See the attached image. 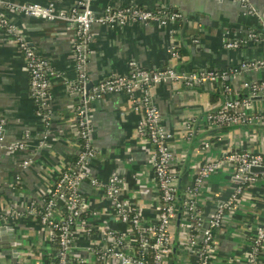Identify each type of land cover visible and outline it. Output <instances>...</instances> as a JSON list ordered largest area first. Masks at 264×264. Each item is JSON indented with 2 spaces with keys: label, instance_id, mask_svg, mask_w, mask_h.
Returning <instances> with one entry per match:
<instances>
[{
  "label": "built area",
  "instance_id": "1",
  "mask_svg": "<svg viewBox=\"0 0 264 264\" xmlns=\"http://www.w3.org/2000/svg\"><path fill=\"white\" fill-rule=\"evenodd\" d=\"M95 1L77 0L68 11H59L54 4L0 0V28L19 45L24 55L36 113L46 124L50 120L53 103L49 64L23 37L18 26L8 19L7 11L50 22L67 23L76 31L75 71L77 81L82 85L75 86L73 92L76 90L83 95L86 94L85 85L90 80L87 73L88 47L93 41L94 26L158 23L170 27V37L178 40L180 32L175 26L187 19L183 11L166 7L148 9L134 5H107L104 11L97 12ZM233 1L238 3L245 16L255 17L260 28L238 37H234L230 30H225L221 39L223 47L236 50L264 41L261 38L264 33V15L258 11L254 1ZM193 42L199 45L201 38L194 37ZM168 51L174 61L179 58L180 64L185 62L178 45H170ZM130 66L129 74H114L96 82L92 89L94 94L83 101L79 99L77 105L72 106L78 128L74 161H68L62 167L45 195L32 197L24 209L12 207L8 215L32 218L48 231V264H167L174 252L176 220L180 208L179 176L184 166L176 153L174 142L179 139L190 147L194 137L209 130L241 126L239 129L201 136L193 153L200 154L202 160L194 167L192 181L185 184L183 190L177 247L188 252L195 251L197 264H214L217 232L240 198L246 195L247 187L257 182L260 174L264 173L251 171L255 166L264 167V150H238L233 147L219 158L204 159H207V153L214 148L216 141L230 138L233 131L264 127V114L250 111L252 101H255L252 97L264 94V79L243 81L242 86L248 91V96L244 98L230 97L233 86L224 83L225 78L232 74L239 77L242 70H264V58H252L242 62L239 67L222 72L202 68L188 73L178 69L177 64L149 69L140 67L135 61ZM164 83H182L188 88H195L197 84H215L223 87L222 97L225 99L216 109L207 111L201 117L188 116L179 129L172 130L167 127L165 116L155 101V89ZM111 93L129 96L133 111L138 115L136 136L149 146L150 157L149 164L144 165L141 172H132L130 177L116 172L103 179L92 171L94 162H100L103 158L94 146L95 124L89 103ZM46 130L39 137L40 148L49 145V132ZM30 136V132L24 133L22 139L10 145V150L14 153L26 150ZM5 138L6 121L0 118V142H4ZM31 163V157L25 158L19 166L20 171L27 169ZM225 165L231 166L233 189L227 198L205 213L202 187L212 174ZM147 170L152 171L149 185L155 195L157 212L151 220L146 219L138 198L143 183L142 173ZM20 179L18 175L17 181ZM42 246L44 244L40 241L37 247ZM263 258L264 220L255 229L246 264H263Z\"/></svg>",
  "mask_w": 264,
  "mask_h": 264
},
{
  "label": "crops",
  "instance_id": "2",
  "mask_svg": "<svg viewBox=\"0 0 264 264\" xmlns=\"http://www.w3.org/2000/svg\"><path fill=\"white\" fill-rule=\"evenodd\" d=\"M18 2H39L54 4L59 11H68L77 0H16ZM258 11L264 15V0H253ZM107 5L139 6L148 9L166 7L183 11L186 22L175 28L180 32L178 41L183 53L189 55L185 62L175 60L178 69L188 73L202 68L231 69L243 61L252 58H264V43L253 44L241 49L229 50L221 43L222 34L230 30L232 34H245L259 29L254 18L245 16L242 8L233 0H96L94 8L104 11ZM15 23L23 37L34 47L37 53L47 60L51 73V92L53 94L52 111L48 126L40 118L31 96L29 75L25 59L19 45L8 33L0 28V118L6 121V138L0 142V232L4 229L9 247L0 241V264H48V231L36 220L25 216H12L8 212L12 207L24 209L32 197L45 195L62 167L75 157L78 128L72 106L79 98L73 96L75 82L77 42L76 31L67 23L50 22L28 17L18 13L6 12ZM170 27L158 23H129L125 26H101L93 28V41L88 47L87 71L93 81L98 83L111 75H124L131 72L130 63L135 61L144 68H164L171 55L168 47L176 44L169 35ZM191 36V41L186 42ZM200 37L199 45L193 38ZM177 45V44H176ZM179 45V43H178ZM200 47V48H198ZM182 52V51H181ZM184 61V60H183ZM179 63V64H178ZM232 98L248 96L243 81L264 79V70H242L241 75L232 74ZM212 86L188 88L180 83H164L155 89V101L162 110L168 128L179 129L189 116L201 117L202 114L219 106L220 99L213 104ZM247 93V94H246ZM223 103V102H222ZM250 111L264 114V100L252 101ZM94 119V146L102 154V160H96L93 173L106 179L114 173L130 177L132 172H141L148 165L150 153L145 141L136 136L138 115L128 95L111 93L102 96L91 105ZM47 129V130H46ZM49 132V145L39 147V137ZM30 132L28 147L14 153L10 145L22 139ZM217 134V133H215ZM214 135V133H212ZM231 137L216 141L214 148L206 158L216 159L228 149L264 150V127L235 130ZM179 159L185 164L190 147L182 140L174 142ZM189 162L184 176L185 184H190L195 166L202 160L195 154ZM31 157L32 163L20 171L21 162ZM181 167V166H180ZM180 167L178 170H180ZM184 167V166H183ZM231 166L216 171L202 187L201 198L209 213L216 204L227 198L234 185ZM183 169V168H182ZM194 169V170H193ZM264 173L254 184L247 187L236 207L230 211L217 232L214 264H246L255 229L264 220ZM21 179L17 181V176ZM142 187L138 196L146 219H154V192L149 185L152 171L142 173ZM144 186V187H143ZM137 188V187H136ZM7 214V215H6ZM0 235H2L0 233ZM181 238V237H180ZM42 241L44 246L38 248ZM44 250V251H43ZM195 251L178 248L167 264H197ZM264 264V258H263Z\"/></svg>",
  "mask_w": 264,
  "mask_h": 264
},
{
  "label": "water",
  "instance_id": "3",
  "mask_svg": "<svg viewBox=\"0 0 264 264\" xmlns=\"http://www.w3.org/2000/svg\"><path fill=\"white\" fill-rule=\"evenodd\" d=\"M261 38L264 40V33L261 34ZM200 48V47H198ZM88 75H89V71H87ZM94 84H96L92 77H90V80L86 83V94L83 95V94H80L78 91H75L72 93L74 94L73 96L75 97H78L81 101L84 100V98H88L90 95L94 94L92 89H93V86ZM82 83L81 82H78L77 81V78H75V82L73 84H71L69 90L71 92V90L75 87V86H81ZM196 87L200 88L201 85L200 84H197ZM252 100H255V101H263L264 100V94H259L257 96H254L252 97ZM93 103L90 102L89 105L91 106ZM241 128V126H233V127H220V128H216V129H213L212 131L209 130L208 133H205L201 136H206L207 134H210V133H213V132H224V131H230V130H234V129H239ZM201 136H196L193 138L192 142H191V145H190V150H189V153H188V156L186 158V161H185V164H184V167L181 171V174L179 176V187H178V202L180 204V208H179V211H178V217H177V220H176V227H177V230H176V236H175V241H174V252L177 250V246L179 244V236H178V233H179V227H180V223H181V213H182V205H183V190H184V186H185V181H184V176L186 174V172L188 171V168H189V162L193 156V150L195 148V145L196 143L198 142V140L201 138ZM251 171L252 172H264V167H259V166H255V167H252L251 168ZM4 232V229L2 228L1 229V234L0 235V241L3 245H6L9 247V243L7 241V238L6 236H3V233Z\"/></svg>",
  "mask_w": 264,
  "mask_h": 264
},
{
  "label": "trees",
  "instance_id": "4",
  "mask_svg": "<svg viewBox=\"0 0 264 264\" xmlns=\"http://www.w3.org/2000/svg\"><path fill=\"white\" fill-rule=\"evenodd\" d=\"M251 18H254L255 19V21H256V24H258V20L255 18V17H251ZM183 22H186V20L185 21H183ZM182 25H183V23L181 22V29H182ZM178 27H180L179 26V23H178V25H177ZM234 37H238V36H241V35H239L238 33H237V35H235V34H232ZM222 39V38H221ZM183 40V37H181L180 38V42H183L182 41ZM191 41V36H189V39H187L186 40V42H189L190 43V41ZM180 42L176 39V42H174V43H176L177 45H178V43H179V45H178V47L180 48V51H182L181 52V57L182 58H184V59H187L188 57H189V55L188 54H186V53H183V50H181V49H183L182 47H181V45H180ZM263 43H264V41H262ZM262 42H260L259 43V45L261 44L262 45ZM221 43H222V41H221ZM253 44H256V43H251V44H249V45H247V46H250V45H253ZM247 46H242V47H240V48H238V49H241V48H244V47H247ZM244 62V61H243ZM242 63V62H241ZM173 64H175V61H174V59L171 57L170 59H169V61H168V65H173ZM241 64H238L236 67H239ZM210 69H214V68H210ZM216 70V69H215ZM217 71H220V72H222V71H228V69L227 68H225V69H220V70H217ZM224 83L226 84V85H230V86H232V78L229 76V77H226L225 78V80H224ZM178 85V84H177ZM210 93H211V98L213 99V101H215V102H213V104H216V102L220 99V101H221V99H222V102L224 101V97H222V93H223V87L222 86H218V85H212V89H211V91H210ZM247 94V93H246ZM244 97H246V95H239V98H244ZM222 102L221 103H218V104H222ZM219 105V106H220ZM219 106H216L215 105V107H213L212 109H216L217 107H219ZM74 159H75V157H73L70 161H74ZM206 205L207 204H205V208H203V212H207V210L209 209V205H207V207H208V209H207V207H206Z\"/></svg>",
  "mask_w": 264,
  "mask_h": 264
}]
</instances>
